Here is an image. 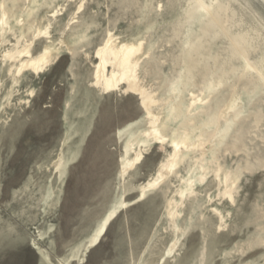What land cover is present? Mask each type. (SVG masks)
Here are the masks:
<instances>
[{
  "label": "rangeland",
  "instance_id": "obj_1",
  "mask_svg": "<svg viewBox=\"0 0 264 264\" xmlns=\"http://www.w3.org/2000/svg\"><path fill=\"white\" fill-rule=\"evenodd\" d=\"M108 40L151 109L93 85ZM0 264H264V4L0 0Z\"/></svg>",
  "mask_w": 264,
  "mask_h": 264
},
{
  "label": "bare ground",
  "instance_id": "obj_2",
  "mask_svg": "<svg viewBox=\"0 0 264 264\" xmlns=\"http://www.w3.org/2000/svg\"><path fill=\"white\" fill-rule=\"evenodd\" d=\"M113 44L111 45L110 40H108L103 47L99 48L96 51V57L99 59V63L97 64L94 72L95 81L93 85L99 87L101 90H104L106 92L113 90L115 91L121 88L122 85H124L127 90H130V92L139 96L141 105L145 109H151L149 107L150 105H152L151 103L153 100L150 99V95L146 93V90L144 92V90L140 88V86L138 85L139 82H137L136 77L137 68L136 62L134 61V56L138 52L139 47L135 45H122L120 47H117L115 46V42ZM30 52L31 51H29V48L27 47L23 52L19 53H25L27 54V56H30ZM43 52L45 53H42L39 56L33 57V55L30 56V58L28 59L25 58V61H21L23 62L21 63V68L37 72L46 67V65L48 66V63L51 60L50 55L52 54L47 53L45 50ZM21 54L18 58H20ZM107 67L109 68L108 70ZM126 89L124 88V90ZM150 135H153V138L156 141L159 138L158 133L156 131L152 132ZM143 153L144 150L136 152L135 157L133 159L128 160L126 166H122V172L125 173L130 167H133L136 163H138L142 159ZM177 158L178 150L175 148L173 153V159L171 158V161H169L168 159L167 162L164 161L165 163L162 162L158 169L156 177L154 179H151L146 184L142 185L141 190L146 191L148 188H151L156 185L157 182L161 179L163 181V178L172 172L174 165L177 163ZM112 217L113 213H110L104 218L101 226L96 230L95 234L91 239L92 244H94L99 237L103 236V231L106 229L105 226L108 225L107 222Z\"/></svg>",
  "mask_w": 264,
  "mask_h": 264
},
{
  "label": "water",
  "instance_id": "obj_3",
  "mask_svg": "<svg viewBox=\"0 0 264 264\" xmlns=\"http://www.w3.org/2000/svg\"><path fill=\"white\" fill-rule=\"evenodd\" d=\"M259 1L264 4V0H259Z\"/></svg>",
  "mask_w": 264,
  "mask_h": 264
}]
</instances>
